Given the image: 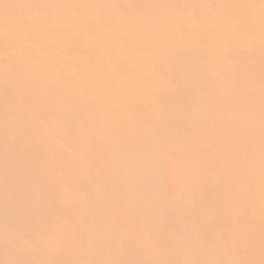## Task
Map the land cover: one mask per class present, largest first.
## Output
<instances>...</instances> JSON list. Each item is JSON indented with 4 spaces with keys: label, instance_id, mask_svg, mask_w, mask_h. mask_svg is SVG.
Masks as SVG:
<instances>
[{
    "label": "bare ground",
    "instance_id": "obj_1",
    "mask_svg": "<svg viewBox=\"0 0 264 264\" xmlns=\"http://www.w3.org/2000/svg\"><path fill=\"white\" fill-rule=\"evenodd\" d=\"M0 264H264V0H0Z\"/></svg>",
    "mask_w": 264,
    "mask_h": 264
}]
</instances>
